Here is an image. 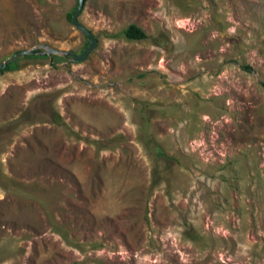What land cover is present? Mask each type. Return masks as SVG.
I'll use <instances>...</instances> for the list:
<instances>
[{
  "label": "rangeland",
  "instance_id": "obj_1",
  "mask_svg": "<svg viewBox=\"0 0 264 264\" xmlns=\"http://www.w3.org/2000/svg\"><path fill=\"white\" fill-rule=\"evenodd\" d=\"M76 4L0 0V62L81 53ZM78 21L84 61L0 71V264H264V0H85Z\"/></svg>",
  "mask_w": 264,
  "mask_h": 264
},
{
  "label": "water",
  "instance_id": "obj_2",
  "mask_svg": "<svg viewBox=\"0 0 264 264\" xmlns=\"http://www.w3.org/2000/svg\"><path fill=\"white\" fill-rule=\"evenodd\" d=\"M84 3L85 0H77L75 10L70 20L72 25L85 37L88 43L87 47H85V49L81 53L74 54L71 51L60 52L55 49L49 48L47 46H39V47H35L32 50L20 51L12 54L8 58L0 62V71H2L9 63H11L16 58L31 55L34 53V50L37 49H42L43 50L42 54H47V55H62L64 57L69 55L73 62L84 61L86 57L93 51L96 45V40L92 35V33L78 21V17L83 9Z\"/></svg>",
  "mask_w": 264,
  "mask_h": 264
},
{
  "label": "trees",
  "instance_id": "obj_3",
  "mask_svg": "<svg viewBox=\"0 0 264 264\" xmlns=\"http://www.w3.org/2000/svg\"><path fill=\"white\" fill-rule=\"evenodd\" d=\"M72 14L69 16L70 18L72 16ZM123 36L129 41H141V40L146 39V34L143 32V30H141L139 27H137L135 25H129L123 31ZM87 45H88V43H87V41H85V46L87 47ZM37 52H40V51H34L33 54L23 56V57H25V58H41V57H44V56L35 55ZM17 63H18V58H16L11 63H9L1 72H12V71L18 70L19 67H18ZM161 154H162L161 150L158 149V152L156 155H161Z\"/></svg>",
  "mask_w": 264,
  "mask_h": 264
}]
</instances>
